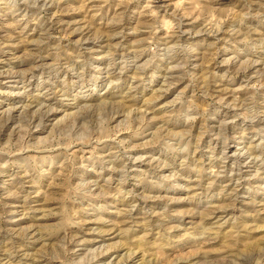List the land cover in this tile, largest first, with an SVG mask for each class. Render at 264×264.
I'll return each mask as SVG.
<instances>
[{"label": "rangeland", "instance_id": "rangeland-1", "mask_svg": "<svg viewBox=\"0 0 264 264\" xmlns=\"http://www.w3.org/2000/svg\"><path fill=\"white\" fill-rule=\"evenodd\" d=\"M0 264H264V0H0Z\"/></svg>", "mask_w": 264, "mask_h": 264}]
</instances>
